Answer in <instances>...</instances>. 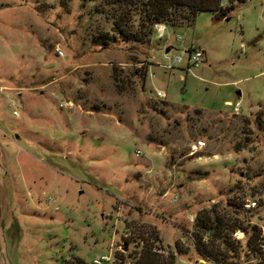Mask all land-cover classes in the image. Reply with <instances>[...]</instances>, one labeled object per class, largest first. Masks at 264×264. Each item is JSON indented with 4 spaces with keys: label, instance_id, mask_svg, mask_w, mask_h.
Returning <instances> with one entry per match:
<instances>
[{
    "label": "rangeland",
    "instance_id": "rangeland-1",
    "mask_svg": "<svg viewBox=\"0 0 264 264\" xmlns=\"http://www.w3.org/2000/svg\"><path fill=\"white\" fill-rule=\"evenodd\" d=\"M117 1L0 0V264H130L146 241L172 264H264L224 225L257 226L264 253V0L163 38ZM182 47L200 65L165 68ZM207 212L223 263L195 251Z\"/></svg>",
    "mask_w": 264,
    "mask_h": 264
},
{
    "label": "trees",
    "instance_id": "trees-1",
    "mask_svg": "<svg viewBox=\"0 0 264 264\" xmlns=\"http://www.w3.org/2000/svg\"><path fill=\"white\" fill-rule=\"evenodd\" d=\"M85 2V0H80ZM232 1V0H231ZM235 1V0H234ZM242 1V0H237ZM117 3L128 5L129 7H135L140 14L141 24L153 26L155 24H166L168 22L171 26H180L181 24L190 25L193 23L194 18L199 12L208 11L214 13L215 20L222 19L229 14L233 9L232 4L228 6H221V0H118ZM145 34H143L144 36ZM143 40V37L140 38ZM230 223V221H229ZM229 223H223V218L215 215L214 218H210L205 215V219L197 215L196 224L198 226L197 232H193L196 238L195 240V251L203 259L212 260L216 263H223L218 245H215L213 237H209L208 234L214 236L216 239L221 240L222 244L226 242L225 233L222 232L221 228L224 225H230L235 232L238 228L246 231L249 227V235L246 242V250L256 256L259 260H264V253L261 251L260 246L262 245V236L260 229L255 226H242L236 224L235 220ZM209 232V233H208ZM208 233V234H207ZM203 236H206V240H202ZM230 237V236H229ZM236 244V241L232 239ZM232 242V243H233ZM228 243V242H226ZM232 245V244H231ZM226 247H228L226 245ZM232 246L226 248V250L233 252ZM162 254L155 252L148 242L146 241L138 255L134 257V260L130 264H172V258L167 260ZM174 259V258H173ZM230 264H236L229 262Z\"/></svg>",
    "mask_w": 264,
    "mask_h": 264
},
{
    "label": "built area",
    "instance_id": "built-area-1",
    "mask_svg": "<svg viewBox=\"0 0 264 264\" xmlns=\"http://www.w3.org/2000/svg\"><path fill=\"white\" fill-rule=\"evenodd\" d=\"M154 30H155L157 38H163L166 34V25L162 24V23L155 24ZM175 40L177 43H179V45H181V43L183 42V39L181 36H176ZM180 50H181V52H180L181 54L176 55L174 58H170L168 61L169 64L166 65L165 68L173 69L174 68L173 65L177 66V65L183 64L185 70L190 71L191 69L196 68L200 65L201 57L203 54V52L200 49L191 48V47H182V49H180ZM57 51L62 55V52L59 49H57ZM155 97L158 99H164L165 94H164V92H162L160 90H156L155 91ZM70 106H71V104L68 102H61L60 103V107H70ZM237 106H238V104H237ZM14 115L17 116L16 112H14ZM204 145L205 144L203 141H197L193 147L194 148H200V147H203ZM256 204L257 203L254 200L248 199V200L242 202L241 207H242L243 211L248 212V211L252 210L256 206ZM191 219H192V216H191ZM232 235H233V238L235 240H239L241 237V232H240V230H236L235 232H233ZM202 239L206 240L207 237L203 236ZM106 260H107V256L101 255L100 257L94 259L93 261L95 264H99V263L104 262Z\"/></svg>",
    "mask_w": 264,
    "mask_h": 264
},
{
    "label": "water",
    "instance_id": "water-1",
    "mask_svg": "<svg viewBox=\"0 0 264 264\" xmlns=\"http://www.w3.org/2000/svg\"><path fill=\"white\" fill-rule=\"evenodd\" d=\"M168 51H169V48H166L164 52L167 53ZM237 93L239 94V92H237Z\"/></svg>",
    "mask_w": 264,
    "mask_h": 264
}]
</instances>
